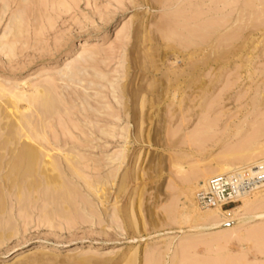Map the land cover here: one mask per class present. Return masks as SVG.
I'll use <instances>...</instances> for the list:
<instances>
[{
    "label": "rangeland",
    "instance_id": "1",
    "mask_svg": "<svg viewBox=\"0 0 264 264\" xmlns=\"http://www.w3.org/2000/svg\"><path fill=\"white\" fill-rule=\"evenodd\" d=\"M263 13L264 0H0V105L20 93L35 135L23 143L61 174L51 192L44 177L39 189L0 180V264H264V219L196 225L188 190L264 152ZM67 152L82 160L74 173Z\"/></svg>",
    "mask_w": 264,
    "mask_h": 264
},
{
    "label": "bare ground",
    "instance_id": "2",
    "mask_svg": "<svg viewBox=\"0 0 264 264\" xmlns=\"http://www.w3.org/2000/svg\"><path fill=\"white\" fill-rule=\"evenodd\" d=\"M264 14V13H263ZM245 17V16H244ZM248 17V16H247ZM18 19V21H19V18H17ZM13 20H15V19H13ZM188 20V19H187ZM17 20H15V22H13L12 21V23H14V25L15 24H19L20 23V21L18 22ZM241 21V20H240ZM228 22V21H227ZM13 28V26L11 27L10 26V29H9V33H11V31H14V29L16 30V26H15V28L14 29H12ZM256 29V28H255ZM225 30V29H224ZM194 31V30H193ZM9 33H7L6 35H8ZM15 33V32H14ZM12 34V33H11ZM217 34V33H216ZM182 35V34H181ZM183 36V35H182ZM217 36V35H216ZM251 37V36H250ZM5 39V38H4ZM149 39V38H148ZM12 40H13V38H12ZM9 42V41H8ZM149 42V41H148ZM211 43V42H210ZM1 50V49H0ZM6 50V49H5ZM5 52V51H4ZM247 52V51H246ZM5 54V53H4ZM224 54V53H223ZM225 54H227V53H225ZM222 57V56H221ZM192 58H193V56H192ZM137 59V58H136ZM209 66V65H208ZM203 67V66H202ZM191 70V69H190ZM258 70V69H257ZM68 73V72H67ZM260 73V72H259ZM178 74V73H177ZM262 74V73H261ZM78 75V74H77ZM184 75V74H183ZM182 76V75H181ZM100 77V76H99ZM101 78V77H100ZM71 79H72V77H71ZM103 79H104V77H103ZM102 79V80H103ZM200 81V80H199ZM196 82V81H195ZM260 82V81H259ZM197 85V84H196ZM124 86V85H123ZM111 88H112V90L114 89V86L113 85H111ZM119 88V87H118ZM122 88V87H121ZM2 90H4V87H3V89ZM120 89H118V90H116V86H115V89L113 90V91H119ZM6 91V90H5ZM4 91V92H5ZM3 91H0V94H3L4 93ZM35 92V91H34ZM38 91H36L35 93H37ZM8 93V92H7ZM16 93V92H15ZM39 94V93H38ZM43 94H44V92H43ZM46 94V93H45ZM114 94H115V92H114ZM175 94V93H174ZM4 95V94H3ZM14 95V94H13ZM21 96L20 95V93H18L17 94V96ZM25 95V94H24ZM31 95L33 96V94L31 93ZM30 95V96H31ZM34 95H36V94H34ZM6 96V95H5ZM12 96V95H11ZM17 96H13V98L11 99V97H10V100H12V101H10L9 99H7V101L4 103V101H3V103H4V105H0V122H2V121H10L9 123L8 122H5L6 124H4V126H2V130H4V135L2 136V135H0V137L2 136V138H3V140L1 141V143H0V180L3 182V184H5L6 185V188H7V183L8 182H10V184L12 185V186H18L19 187V185L21 184L22 185V183L25 181V184H26V181H27V183L29 182L28 180L30 179L31 181H30V185L29 186H32V187H34V186H38V189L43 185V184H41V186L39 187V184L41 183V179L42 180H44V178H45V180L49 183H47V185L48 186H50V184H56L57 183V181H58V179L60 178L61 179V174H59V172H60V170H59V172H58V174L60 175L59 177L56 175V173H57V170H58V164L53 160V155L52 156H50V153L48 154L45 150V152L44 151H41V150H38L39 148H42V147H39L38 146V148L36 149L35 148V146L33 147V146H31V145H28V142L27 143H23V142H25V141H22V139L23 140H25V139H27V141H33V139H35V138H33L35 135H33L32 136V134H33V132L32 133H30V131H29V128L28 127H31L30 126V122H28L29 123V125H25L24 124V121H28V119L27 120H25L24 118H25V116H23V114H22V116H21V113L19 112V114H20V116H18L17 115V110H18V103L20 104L21 102L20 101H22V102H25V99H23L22 97H17ZM28 96V95H27ZM30 96H29V98L27 97V99H30ZM254 96H255V93H254ZM7 97V96H6ZM24 97V96H23ZM35 97V96H34ZM41 97V96H40ZM114 97V96H113ZM173 97H175V95L173 96ZM2 98V96L0 95V99ZM4 98V97H3ZM35 98H37V99H35V100H33L32 98H31V102L32 101H34L35 103H39L40 101L38 100V95H37V97H35ZM118 98V97H117ZM5 99V98H4ZM13 99H14V101H13ZM3 100V99H2ZM38 100V102H36ZM86 100V99H85ZM115 100V99H114ZM29 101V100H28ZM51 101V100H50ZM49 101V102H50ZM1 102V101H0ZM30 102V101H29ZM31 102H30V104H31ZM84 102V101H83ZM117 102H118V100H117ZM26 103H28V102H26ZM44 103H46V100L44 101ZM34 104V103H33ZM36 104V105H37ZM89 103H87V105H88ZM92 104V103H91ZM119 104V103H118ZM255 104V103H254ZM46 105H47V103H46ZM29 106H32V104L31 105H29ZM29 106H28V108H29ZM51 106V105H50ZM91 106V105H90ZM10 107H12L13 108V110L11 111V109L9 110V112H7V110H6V108L7 109H9ZM27 107V106H26ZM32 107H34V106H32ZM92 107V106H91ZM34 108H36V106L34 107ZM52 108V107H51ZM257 108V107H256ZM30 109V108H29ZM140 109H141V107H140ZM143 109V108H142ZM41 110V109H40ZM51 110V109H50ZM89 110H91V109H89ZM252 110H253V108H252ZM251 110V111H252ZM36 111H38V109H36ZM42 111V110H41ZM40 111V112H41ZM92 111V110H91ZM128 112V111H127ZM131 112V111H130ZM94 113H95V111H94ZM125 113V112H124ZM25 114V113H24ZM36 114H38V112L36 113ZM41 114V113H40ZM14 117L16 118V122L14 123L13 121H12V118H13V120H14ZM20 117H22L23 119H20ZM43 117H44V115H43ZM19 118V119H18ZM27 118V117H26ZM41 119H42V116H41ZM40 119V120H41ZM148 119V118H147ZM34 120H35V118H34ZM150 120V119H149ZM205 120V119H204ZM213 120V119H212ZM212 120H210L209 119V123L211 122L212 123ZM208 121V120H207ZM140 122H141V120H140ZM148 122V121H147ZM26 123V122H25ZM33 123H34V121H33ZM208 123V124H209ZM35 124H36V121H35ZM205 124H207V123H205ZM205 124H203V125H205ZM2 125H3V123H2ZM24 125L26 126V128H27V130H28V132H27V130L24 128ZM28 126V127H27ZM34 126V125H33ZM34 127H36V126H34ZM212 125L210 126V128L207 126V128L209 129V130H211L212 128ZM129 128V127H128ZM203 128V127H202ZM202 128H199V129H202ZM33 129V128H32ZM141 129V128H140ZM197 129H198V127H197ZM204 129H206L205 127H204ZM42 130V129H41ZM129 130V129H128ZM131 130V129H130ZM100 131V130H99ZM198 131V130H197ZM196 131V132H197ZM202 131H203V129H202ZM43 132H44V130H43ZM261 132V131H260ZM36 133V132H35ZM40 133H41V131H40ZM125 133V132H124ZM127 133V132H126ZM131 133V132H130ZM1 134V133H0ZM3 134V133H2ZM31 134V135H30ZM148 134V133H147ZM43 135H44V133H43ZM127 137H128V135H126ZM139 136V135H138ZM194 136V135H193ZM39 138V137H38ZM126 138V137H125ZM36 139H37V133H36ZM41 139V138H40ZM136 139V138H135ZM0 140H1V138H0ZM38 140V139H37ZM22 141V142H21ZM36 141V140H35ZM34 141V142H35ZM40 140H38V142H39ZM194 141V140H193ZM179 143V142H178ZM177 144V143H176ZM10 145H13V147L11 148V146ZM34 145V144H33ZM37 145V144H36ZM41 145V144H40ZM252 145H254V144H252ZM255 145H258V144H255ZM50 146V145H49ZM247 146V145H246ZM248 146L250 147V144L248 143ZM51 148V147H50ZM43 149V148H42ZM52 149V148H51ZM244 149H245V147H244ZM55 150V149H54ZM242 150H243V148L241 149V152L240 153H242ZM50 151H53V150H50ZM248 151V150H247ZM62 152V151H61ZM244 152V151H243ZM46 153V154H45ZM68 153V152H67ZM76 153V152H75ZM75 153L73 154V155H70L69 153H68V157H65V158H67L66 160H64V162L66 161V162H68L69 164L68 165H71V166H73L72 167V172L74 173V170H73V168H74V163H79V161H81L82 162V160L77 156L76 158L78 159L79 158V160L77 161L76 159H75ZM231 154H233V153H231ZM238 154V153H237ZM59 155V154H58ZM123 156H126V155H124V154H122ZM66 156H67V154H66ZM233 156V155H232ZM231 157V156H230ZM44 158H48L50 161H46V160H44ZM122 158V157H121ZM226 158H229V156L228 157H226ZM47 159V160H48ZM55 159V158H54ZM119 159V158H118ZM233 159V158H232ZM231 159V160H232ZM240 159V158H239ZM242 159V158H241ZM245 159V158H244ZM55 160H57V159H55ZM122 160V159H121ZM123 160H124V158H123ZM234 160V159H233ZM235 160H237L238 161V159H235ZM234 160V161H235ZM120 161V160H119ZM60 162V161H59ZM94 163V162H93ZM124 163V162H123ZM123 163H121V165L123 164ZM261 163H263L264 164V152H263V154L261 153V155L260 156H256V157H254V158H252V156H251V158H246V160H243L242 159V161H240V162H237V163H223L222 165H219L218 166V168H216V169H214V170H211V171H209V172H206V173H203V174H201V175H199V176H197L196 178H195V180H194V182L193 183H191V185H190V187L188 188V190L191 192V194L195 191L196 193H193L194 194V198H196V200H197V203H198V207L199 208H197V210L195 209L194 210V217H193V222L196 224V225H202V224H204V225H206V226H208V227H212V228H215V229H222V228H226V227H228V226H231V225H235L236 227H235V229L236 228H240L239 227V225L240 224H242V223H247L248 221H257V220H261V219H264V212H260V213H255V211H256V209H257V207H258V205H259V201L261 200V199H259V198H261V196L262 195H264L263 194V192H264V190H261L262 188H264V184L256 191V192H254V193H252L251 195H248V196H244V197H242L239 201V204L237 205V206H235V207H233L231 210H229V211H224L223 209H221L220 207H215V208H204V207H201V205L199 204V201H198V193L200 192V191H202V190H205L206 188H207V184H208V182H209V180L210 179H212L213 177H216V176H220V175H228V174H231V173H233V172H235L236 170H239V169H242V168H246V167H252V166H256V165H259V164H261ZM63 164V163H62ZM61 164V165H62ZM96 164V163H95ZM59 165H60V163H59ZM79 165V164H78ZM65 166V165H64ZM76 166V165H75ZM80 167L82 168V166L80 165ZM99 167V166H98ZM121 167V166H120ZM217 167V166H216ZM69 168V167H68ZM120 169V168H119ZM62 170V169H61ZM71 170V169H70ZM80 170V169H79ZM83 171V170H82ZM119 171V170H118ZM117 171V172H118ZM5 172V173H4ZM66 172V171H65ZM197 172V171H196ZM198 172H200V171H198ZM4 173V174H3ZM72 173V174H73ZM84 173V172H83ZM52 174H54V175H52ZM75 174H78V175H80L79 173H76L75 172ZM110 174V173H109ZM117 173L115 172V175H116ZM69 175V174H68ZM95 175V174H94ZM81 176H83V174L82 175H80L79 177L82 179V177ZM109 176V175H108ZM191 176V175H190ZM42 177V178H41ZM44 177V178H43ZM56 177H58V179L56 178ZM74 177V179H75V177L76 176H74V174H73V176H72V178ZM111 177V176H110ZM109 177V178H110ZM113 177H115L114 176V173H113V175H112V179H113ZM41 178V179H40ZM80 178H77L76 177V180L77 181H79V182H81L80 180H78V179H80ZM91 178H93V177H91ZM132 178V177H131ZM59 179V180H60ZM73 179V180H74ZM84 179V178H83ZM103 179V178H102ZM111 179V180H112ZM116 179V178H115ZM190 179H191V177H190ZM189 179V180H190ZM63 180V179H62ZM104 180V179H103ZM103 180H99L98 182L97 181H95V182H92V185H95L94 183H96L97 182V184H99L100 183V181H103ZM107 180V178L105 179V181ZM111 180H107L108 182L109 181H111ZM124 180H125V178H124ZM188 179H187V182L189 181ZM84 181V180H83ZM105 181L103 182V183H105ZM106 181V182H107ZM115 181V180H114ZM113 181V182H114ZM62 182V181H61ZM88 182H89V180H88ZM88 182L86 181V184H88ZM107 182V183H108ZM112 182V183H113ZM73 183V182H72ZM111 182H109L108 184H112ZM130 183H131V180H130ZM58 184H59V181H58ZM66 184V183H65ZM90 184H91V181H90ZM188 184H189V182H188ZM27 185V184H26ZM51 185V186H52ZM61 185H64V184H62L61 183ZM83 185V184H82ZM91 185V186H92ZM99 185H101V184H99ZM122 185V184H121ZM51 186H50V188H51ZM54 187L56 186V185H53ZM58 186H60V184L58 185ZM84 186V185H83ZM96 186V185H95ZM98 186V185H97ZM97 186H96V188H97ZM103 186V189L105 188V184L104 185H102ZM101 186V187H102ZM9 187V186H8ZM23 187H24V183H23ZM26 187V186H25ZM68 187V188H67ZM81 187V186H80ZM85 187V186H84ZM99 187V186H98ZM106 187H107V185H106ZM110 187H112V186H110ZM21 189H22V187H20ZM27 188H28V186H27ZM43 188V187H42ZM61 188H62V186H61ZM61 188H60V190H61ZM63 188H65V187H63ZM63 188H62V190H63ZM89 184H88V190H89ZM93 188V187H92ZM11 189V187H9V190ZM19 189V188H18ZM25 189V188H24ZM32 189V188H31ZM38 189H37V192H39L38 191ZM46 189V188H45ZM45 189H44V191H45ZM48 189V188H47ZM54 189V188H53ZM55 189H56V187H55ZM58 189V188H57ZM69 189V186H67L66 185V190H68ZM91 189V188H90ZM15 190H16V188H15ZM51 190H52V188L49 190V192H51ZM61 190V191H62ZM73 190H75V188L73 189ZM93 190L94 191H96V189L94 188V189H92V191H91V193H89L90 195L92 194V192H93ZM100 190V189H99ZM98 190V192H100ZM121 190V189H120ZM29 190H27V192H28ZM36 191V190H35ZM65 191V190H64ZM69 191V190H68ZM86 191H87V189H86ZM105 191V190H104ZM3 192V188H2V184L0 183V211L2 210L3 211V209H4V203H5V198L4 197H6V196H4L3 197V195L5 194H3L2 193ZM15 192V191H14ZM18 192H19V190H18ZM21 192L22 193H24L23 192V190H21ZM31 192V191H30ZM29 192V193H30ZM34 192V191H33ZM53 192V191H52ZM55 192H59L58 190H54V193ZM71 192V191H70ZM70 192H68V193H70ZM75 192L76 191H74V194H75ZM110 192V191H109ZM9 193V192H8ZM8 193H7V195H8ZM22 193H21V195H22ZM28 193V196L31 194L32 195V193H30L29 194ZM35 193V192H34ZM34 193H33V195H34ZM53 193V194H54ZM61 193H63V192H61ZM61 193H59L60 194V196H59V198H62L63 199V196H64V194H61ZM67 193V192H66ZM65 193V194H66ZM76 193H78V192H76ZM97 193V191L95 192V194ZM105 193V192H104ZM10 194V193H9ZM12 194H13V192H12ZM17 194V193H16ZM37 194V193H36ZM58 193L56 194V196H58L59 195ZM73 194V195H74ZM81 194V193H80ZM84 194V193H83ZM103 194V193H102ZM101 194V195H102ZM14 195V196H13ZM12 196H13V198H14V202H15V194H13ZM61 195H63L62 197H61ZM68 195V194H67ZM70 195H72V194H70ZM72 195V196H73ZM11 196V197H12ZM23 196H24V194L22 195V198H23ZM39 196V195H38ZM50 196H51V194H50ZM8 197H9V195H8ZM19 197V196H18ZM18 197H16V198H18ZM21 197V196H20ZM20 197L18 198V199H20ZM27 197V196H26ZM30 197V196H29ZM75 197V196H74ZM92 197V196H91ZM94 197V196H93ZM92 197V198H93ZM21 198V202H22V200L24 199H22ZM31 199H32V197H30ZM53 198V197H52ZM57 198V197H56ZM58 198V199H59ZM95 198V197H94ZM100 198V197H99ZM7 199V198H6ZM70 199V198H69ZM80 199V198H79ZM78 199V200H79ZM103 200H104V202H105V198H102ZM11 200V199H10ZM101 200V199H100ZM100 200H98V201H100ZM13 201V200H12ZM28 201H29V198H28ZM36 201H38V200H36ZM67 201V199H65V201L63 200V202H64V204H66L65 202ZM70 201H72V200H70ZM86 201V200H85ZM97 201V200H96ZM107 201V200H106ZM8 202V201H7ZM7 202H6V204H7ZM17 202H19V200L17 201ZM16 202V203H17ZM21 202H19L20 204H19V206L21 205L22 206V208H21V211H22V209L23 208H25V206H26V209H27V207L29 208V205L30 204H32V203H28L29 205L27 206V203H25L24 204V206H23V203H21ZM30 202H32V201H30ZM104 202H103V204H104ZM87 203H89L88 202V199H87ZM46 204V203H45ZM68 204L69 203H67L66 205V207H68ZM77 204V203H76ZM79 204V203H78ZM95 204V203H94ZM14 205H16L15 203H14ZM17 205H18V203H17ZM71 206H73L74 207V205L71 203L70 204ZM106 205V204H105ZM6 206V205H5ZM9 206H11V204L9 205ZM80 206V205H79ZM82 206V205H81ZM88 206H90V204L88 205ZM101 206V205H100ZM12 207H13V204H12ZM17 207V206H16ZM36 207V206H35ZM63 207V206H62ZM83 207V206H82ZM7 208H8V206H7ZM6 207H5V211H6V209H7ZM17 208H19V207H17ZM46 208V207H45ZM44 208V209H45ZM196 208V207H195ZM30 209V208H29ZM36 209V208H35ZM52 209V208H51ZM69 209V211H70V207L68 208ZM93 209V208H92ZM119 209V208H118ZM16 210V209H15ZM24 211H25V209H23ZM79 210V209H78ZM82 210V209H81ZM94 210H95V207H94ZM10 211V210H9ZM12 211H13V208H12ZM12 211H11V213H12ZM21 211H20V214H18V215H22V216H24L23 214H24V211L21 213ZM42 211H43V209H42ZM49 211H50V209H49ZM65 211H67V210H65ZM71 211H72V209H71ZM74 211V210H73ZM85 211V210H84ZM84 211H83V216H84ZM87 212H88V210H86ZM90 211V210H89ZM7 212V214H8V210L6 211ZM28 212V211H27ZM26 212V213H27ZM115 212V211H114ZM29 213V212H28ZM31 213V212H30ZM69 213V212H68ZM118 213H119V211H118ZM6 214V213H5ZM4 214V215H5ZM9 214H10V212H9ZM46 214H48V213H46ZM67 214V213H66ZM71 215H72V212L70 213ZM88 214V213H87ZM3 215V214H2ZM3 215V216H4ZM12 215V214H11ZM53 215H54V213H53ZM106 215H107V213H106ZM8 216V215H7ZM48 216H49V214H48ZM51 216V215H50ZM61 216H62V214H61ZM86 216V215H85ZM97 215H95L94 217H96ZM31 217V216H30ZM43 217H47V216H43ZM64 217V216H63ZM67 217V216H66ZM70 217V216H69ZM123 217V216H122ZM0 218L2 219V216H0ZM9 218V217H8ZM7 218V219H8ZM15 218H17V217H15ZM52 218V217H51ZM88 218V217H87ZM5 219H6V217H5ZM4 220V219H3ZM10 220H12L11 219V217H10ZM47 221V220H46ZM2 222V221H1ZM4 222H5V220H4ZM14 222V221H13ZM43 222V221H42ZM7 223V222H6ZM11 224V223H10ZM13 224V223H12ZM50 224H51V222H50ZM134 224V223H133ZM17 225V224H16ZM134 226V225H133ZM3 227V226H2ZM1 230V229H0ZM237 230V229H236ZM2 231V230H1ZM10 231H11V229H10ZM9 231V232H10ZM4 234V233H3ZM4 237V236H3ZM3 240H5V239H3ZM2 242V240L0 241V243ZM136 254V253H135ZM133 257V256H132ZM132 259L135 261L136 259H134V257L133 258H131L130 260L132 261ZM129 260V259H128ZM176 260V259H175ZM131 261H130V263H131ZM128 263H129V261H127ZM151 262V261H150ZM197 262V261H196ZM129 263V264H130ZM132 263H133V261H132ZM135 263V262H134ZM133 263V264H134ZM87 264V263H86Z\"/></svg>",
    "mask_w": 264,
    "mask_h": 264
},
{
    "label": "built area",
    "instance_id": "3",
    "mask_svg": "<svg viewBox=\"0 0 264 264\" xmlns=\"http://www.w3.org/2000/svg\"><path fill=\"white\" fill-rule=\"evenodd\" d=\"M264 184V164L246 167L228 175L209 180L207 188L198 193V201L204 208L225 209L239 203L244 196L256 192Z\"/></svg>",
    "mask_w": 264,
    "mask_h": 264
}]
</instances>
